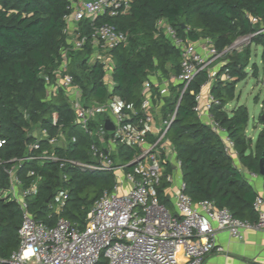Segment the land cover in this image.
<instances>
[{"label": "trees", "instance_id": "1", "mask_svg": "<svg viewBox=\"0 0 264 264\" xmlns=\"http://www.w3.org/2000/svg\"><path fill=\"white\" fill-rule=\"evenodd\" d=\"M68 6L67 0H0V137L6 141L0 149V189L10 185L6 170L13 167L12 159L39 158L42 151H53L61 161H24L18 171L25 184L32 180L31 171L42 177L38 195L28 202L29 211L48 226H55L62 218L82 228L94 203L104 191L113 189L115 177L111 172H83L66 162L62 166L64 160L91 163V145L96 140L76 124L66 93L59 90L51 94L43 77H54L68 59L67 71L82 89L85 106L118 98L139 109L146 82L156 76L170 82L182 72L180 50L158 26L165 21L183 38L210 39L221 53L239 39L252 37L251 44L262 48L261 68L255 63L251 66L253 76L258 78L261 70L264 72V0H134L125 15H103L94 22H82V32L87 35L92 24L109 23L129 37L127 44L112 52L110 81L103 64L89 63L93 53L90 44L82 51H73L68 45ZM224 60L225 66L210 88L211 96L219 102L212 104L210 114L233 141L243 169L261 176L264 129L254 141L247 135L248 108L237 106L227 111L228 104L236 98L238 82L249 75L251 50L244 57L228 52ZM226 70L236 81L222 82ZM209 81L208 72L201 71L183 95L185 85L171 83L170 95L164 99L163 116L176 113L168 138L180 163L184 192L193 202L212 201L235 218L254 224L258 221L253 206L258 192L227 154L222 138L195 112L196 96ZM153 90L158 93L154 85ZM136 121L134 118L132 123ZM42 130H47L51 138L62 136L61 144L54 147L49 139H43L41 150L32 151L30 146ZM117 149L114 158L120 164L134 159L135 152L130 147L119 145ZM172 175L173 166L167 163L158 187L160 201L167 207L171 200L165 191L172 186ZM66 190L68 198L57 213L56 195ZM22 221L19 205L0 197V260H7L18 249Z\"/></svg>", "mask_w": 264, "mask_h": 264}, {"label": "built area", "instance_id": "2", "mask_svg": "<svg viewBox=\"0 0 264 264\" xmlns=\"http://www.w3.org/2000/svg\"><path fill=\"white\" fill-rule=\"evenodd\" d=\"M67 2L69 13L65 16L68 24L65 34L68 35V45L73 51H82L90 44L96 61L104 65L106 79L110 81L112 52L127 44L129 37L109 23L98 26L92 24L91 33L87 35L82 32L81 23L86 20L94 22L103 15L110 18L125 15L130 12L134 0ZM158 26L171 44L180 50L182 72L170 82H146L139 109L127 106L118 98H111L101 105L85 106L82 89L67 71L68 59L54 77H43L51 94L59 90L66 93L72 104L76 124L96 140L91 145V163L64 160L62 166L66 162L83 172H111L115 177L114 187L111 191H104L94 203L84 227L62 218L55 226H48L38 222L28 206L29 200L39 193L42 177L31 171L29 176L32 180L25 184L18 177V171L24 161L40 159L59 162L61 159L53 151H42L39 158L12 159L13 167L6 170L10 185L6 189H0V197L19 205L23 221L19 230L18 249L7 260H0V264H204L211 254L222 251L217 244L220 233L225 232L232 238L242 239L244 232L251 228L264 232V194L261 193H258L253 205L258 214V221L254 224L235 218L228 209H220L212 201L193 202L184 192L183 181L174 190L175 211L172 212L161 203L158 187L171 156L177 164L173 168H180L176 152L168 138L176 113L165 118L162 109L164 99L170 95L171 83L184 84L183 95L197 74L201 71L208 72L210 81L202 86L201 93L196 96L195 112L222 138L227 154L234 159L237 155L233 141L210 114L212 104L219 102L210 95L208 103L202 105L203 91L211 87L225 66L226 53L233 52L234 45L221 53L210 39L192 41L187 37L183 38L165 21H160ZM244 38L252 41L250 36ZM250 71L253 75L252 68ZM261 74L260 83L264 88V72ZM221 80L236 81L228 70L222 74ZM153 85L158 88V93H154ZM110 88L112 89V85ZM53 117L56 124L57 114ZM107 117L114 126L112 131L105 128ZM134 118L137 121L132 123ZM37 138L30 146L32 151L41 150L43 139H49L54 147L62 142V136L51 138L47 130L39 132ZM5 144L6 141L0 137V149ZM119 145L134 150L135 156L131 162L120 164L114 158L118 154ZM238 169L251 185L260 177L243 167ZM67 198V190L56 195L57 213L62 211Z\"/></svg>", "mask_w": 264, "mask_h": 264}, {"label": "rangeland", "instance_id": "3", "mask_svg": "<svg viewBox=\"0 0 264 264\" xmlns=\"http://www.w3.org/2000/svg\"><path fill=\"white\" fill-rule=\"evenodd\" d=\"M250 48L251 50V60L247 71L249 72L248 77L245 80L238 82L236 87V98L231 101L227 106V111L231 112L237 106H246L249 110V124L247 128V135L249 138L256 140L259 133L264 129V88L262 87L260 80L262 76V72L260 73L258 78L252 75L251 66L255 63L261 67V53L262 48L257 47L251 44L249 38H241L234 44L233 51L240 54L241 56H245L247 50ZM97 60L96 57L90 59V64L94 63ZM224 62V61H223ZM159 83H163L160 77H156ZM171 89V86H169ZM117 162H119L117 160ZM169 163L172 166L177 167L176 161L174 157H170ZM181 179L174 174L172 180V188H177L181 184ZM174 190V189H172ZM171 190V205L168 208L173 212L175 211L174 203H175V192Z\"/></svg>", "mask_w": 264, "mask_h": 264}, {"label": "crops", "instance_id": "4", "mask_svg": "<svg viewBox=\"0 0 264 264\" xmlns=\"http://www.w3.org/2000/svg\"><path fill=\"white\" fill-rule=\"evenodd\" d=\"M202 39L204 38L198 41ZM94 56L95 53L93 52L91 58ZM152 80L155 82L157 81L156 77H152ZM210 88L211 87H208L203 91V106L208 103L209 96L211 95ZM235 164L237 167H242L238 158H235ZM174 174H176V176L181 179L180 182H182L181 169L173 168L172 176H174ZM253 186L258 193L264 194V182L261 176L254 180ZM177 188L170 187L166 190V195L169 197V200H171V190H176ZM217 244L222 248V251L211 254L207 257L204 264H264V232L262 230L257 228L248 229L244 232L242 239L232 238L229 234L223 232L218 235Z\"/></svg>", "mask_w": 264, "mask_h": 264}, {"label": "water", "instance_id": "5", "mask_svg": "<svg viewBox=\"0 0 264 264\" xmlns=\"http://www.w3.org/2000/svg\"><path fill=\"white\" fill-rule=\"evenodd\" d=\"M105 128L108 131L114 130V126H113L111 120L108 117L106 118ZM261 176L264 177V162H263V159L261 161ZM168 199H169V197H168Z\"/></svg>", "mask_w": 264, "mask_h": 264}]
</instances>
